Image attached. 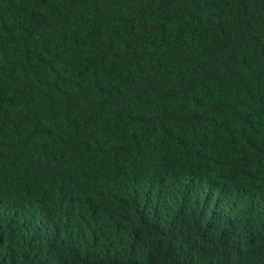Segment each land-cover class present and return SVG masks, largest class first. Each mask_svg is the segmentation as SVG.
I'll list each match as a JSON object with an SVG mask.
<instances>
[{"label":"trees","instance_id":"16d2710c","mask_svg":"<svg viewBox=\"0 0 264 264\" xmlns=\"http://www.w3.org/2000/svg\"><path fill=\"white\" fill-rule=\"evenodd\" d=\"M0 264H264V0H0Z\"/></svg>","mask_w":264,"mask_h":264}]
</instances>
